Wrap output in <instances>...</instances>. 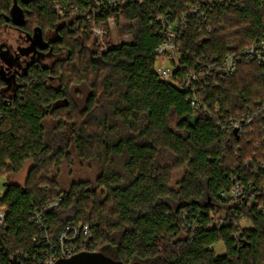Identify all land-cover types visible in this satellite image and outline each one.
<instances>
[{
    "label": "trees",
    "instance_id": "obj_1",
    "mask_svg": "<svg viewBox=\"0 0 264 264\" xmlns=\"http://www.w3.org/2000/svg\"><path fill=\"white\" fill-rule=\"evenodd\" d=\"M189 2L130 0L95 14L94 0H0L1 25L8 22L42 45L50 42L57 56L9 73L5 66L15 60L7 48V56L0 55V177L8 184L0 196V207L8 208L0 264H41L32 213L58 197L60 205L46 214L52 231L91 223L89 246L114 260L264 264V213L232 210L220 196L231 174L241 170L235 165L257 152L254 143L264 129L258 124L239 136L219 125L264 107V65L240 57L234 75H214L216 83L208 76L201 96L219 111L196 112L190 92L161 79L156 69L155 49L163 39L157 16L174 17ZM207 10L208 19L192 20L182 37L184 67L176 76L264 37V0H215ZM112 16L131 23V40L107 41ZM94 26L104 31L102 37L92 32ZM171 116L178 119L176 128ZM73 152L97 160L101 172L94 182L63 189L52 170L72 161ZM30 160L25 183L11 182ZM179 169L184 174L175 188ZM219 242L223 254L214 249ZM16 251L28 257L11 261Z\"/></svg>",
    "mask_w": 264,
    "mask_h": 264
},
{
    "label": "built area",
    "instance_id": "obj_2",
    "mask_svg": "<svg viewBox=\"0 0 264 264\" xmlns=\"http://www.w3.org/2000/svg\"><path fill=\"white\" fill-rule=\"evenodd\" d=\"M130 0H94L95 14L112 7L119 8ZM141 1V0H134ZM215 0H190L186 9L172 17L170 14H159L157 16V31L162 36L155 51L159 54L156 69L159 77L163 80L177 84L181 89L190 92V100L196 112L202 111L209 115H214L219 111L210 109L203 101L201 91L209 84L208 76L215 75L221 79L234 75L238 70L240 57H245L249 62H256L264 65V37L253 41L249 46L240 52H231L221 60L207 64L206 66L185 74L183 77L174 75L178 68L184 67L183 57V35L189 28L192 20L208 19V7ZM225 1V0H221ZM91 19V15H85ZM109 26H116L117 17L109 18ZM92 32L102 37L104 31L94 26ZM169 60V65L163 60ZM213 79V78H212ZM213 79V82L215 81ZM217 81H215L216 83ZM221 124L226 134L234 132L236 135L245 136L248 131L254 132L255 125H260L264 129V107H260L252 112L238 114L226 118ZM257 129V127H256ZM257 152L242 160V163L235 165L236 169H241L230 176V184L220 193L227 203L235 208H253L257 212L264 213V136L258 138L254 143ZM242 167H241V166ZM1 178V177H0ZM62 197L54 198L46 202L42 207L36 208L31 217V222L37 227L39 233L33 237L40 252L39 261L41 264H56L61 259H67L83 251H95L93 246H89L88 238L93 236L91 223L70 224L60 234H55L46 218L48 211L55 209L61 203ZM224 211L221 212L223 214ZM7 214L6 206L0 207V233L7 234ZM221 221H224L222 219ZM28 257L23 251H16L10 254L13 261L17 257Z\"/></svg>",
    "mask_w": 264,
    "mask_h": 264
},
{
    "label": "rangeland",
    "instance_id": "obj_3",
    "mask_svg": "<svg viewBox=\"0 0 264 264\" xmlns=\"http://www.w3.org/2000/svg\"><path fill=\"white\" fill-rule=\"evenodd\" d=\"M16 18L19 21L22 20V17H16ZM128 24L130 25L131 23L123 19L122 17L120 19V23H117L116 26L113 28L112 26L110 27L111 34H110V38L108 37L107 41L119 43V42L131 40L132 32L129 31V27H127L129 26ZM22 36L24 35L20 33L19 31H17L16 29H12V28L5 29V28L0 27V47L1 45L6 44V43H8L9 46L11 45L12 47H17V45L19 44L18 40ZM21 39H20L21 41L24 40L23 37ZM107 41L105 40L104 42L101 43V48L106 47ZM25 44L27 43H24V45ZM3 56L6 57L7 55L4 54ZM47 61H50V60H47ZM8 62L9 63L11 62V58L8 60ZM163 62L166 64V66H170L169 65L170 62L168 59L163 60ZM177 121L178 119L175 116L170 117V124L172 128H176ZM52 123L53 122L51 121V119L47 120L48 127L51 126ZM32 164L33 162L31 160L27 161L22 171L18 175L11 177L10 181L14 183L24 184L26 177H27V173L30 167L32 166ZM100 172H101V169L99 166V162L97 160L94 159V160L84 161V160L79 159L77 155L75 154V152H73L72 161H68V162L66 161L63 163V165L60 168L53 169L51 176L53 179L58 181L61 188L68 189L69 186L73 182H79L83 180H89V181L94 182L99 176ZM183 174H184V171L182 169L176 170L174 172L172 183L175 188L178 187V182L182 179ZM5 182H6V178L1 177L0 178V196H2L5 193V190H6ZM245 226H248V224L247 225L245 224ZM214 249L218 254H223L226 251L225 245L223 242H219L218 244H216L214 246Z\"/></svg>",
    "mask_w": 264,
    "mask_h": 264
},
{
    "label": "flooded vegetation",
    "instance_id": "obj_4",
    "mask_svg": "<svg viewBox=\"0 0 264 264\" xmlns=\"http://www.w3.org/2000/svg\"><path fill=\"white\" fill-rule=\"evenodd\" d=\"M0 27L5 29L7 28L14 29V27H12V24L8 22L3 25H1L0 22ZM15 29L17 30V28ZM19 32L24 35L22 36L24 40L21 41L22 40L21 37L20 38L21 40L20 39L18 40L19 44L17 45V47H12L11 45L9 46L8 43L3 44L0 47V55L4 54V52L2 51L5 50V48H7L9 55L12 56L13 59L15 60L13 66H5L6 70H8L9 73L14 72V70L19 69L24 64H30L31 62H35V61H39L40 63L43 64L46 63L47 60L52 61L55 58H57V56L53 52H51L52 49L49 48L51 46L50 42L47 41L48 43L47 45H42L38 37L31 38L25 35L22 31ZM24 43L27 44L24 45ZM1 65L2 62H0V67Z\"/></svg>",
    "mask_w": 264,
    "mask_h": 264
},
{
    "label": "water",
    "instance_id": "obj_5",
    "mask_svg": "<svg viewBox=\"0 0 264 264\" xmlns=\"http://www.w3.org/2000/svg\"><path fill=\"white\" fill-rule=\"evenodd\" d=\"M8 185L5 183V186ZM56 264H127L114 260L99 251H83L67 259H61ZM130 264H148L144 262H134Z\"/></svg>",
    "mask_w": 264,
    "mask_h": 264
}]
</instances>
